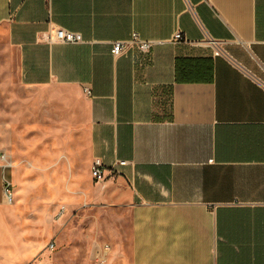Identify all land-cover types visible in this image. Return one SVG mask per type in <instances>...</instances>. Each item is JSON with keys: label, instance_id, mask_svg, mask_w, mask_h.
Returning <instances> with one entry per match:
<instances>
[{"label": "crops", "instance_id": "obj_1", "mask_svg": "<svg viewBox=\"0 0 264 264\" xmlns=\"http://www.w3.org/2000/svg\"><path fill=\"white\" fill-rule=\"evenodd\" d=\"M50 27L84 42H40ZM0 30L37 98L22 112L76 133L84 120L87 167L70 168L66 202L128 210L130 264H264V0H0ZM133 32L157 43L112 55ZM3 150L0 264H28L36 242L3 215L20 205ZM96 158L128 164L96 182Z\"/></svg>", "mask_w": 264, "mask_h": 264}, {"label": "rangeland", "instance_id": "obj_2", "mask_svg": "<svg viewBox=\"0 0 264 264\" xmlns=\"http://www.w3.org/2000/svg\"><path fill=\"white\" fill-rule=\"evenodd\" d=\"M40 94L44 97L43 92ZM27 95L19 80L17 54L0 30V146L13 153V184L20 192L16 200L20 205L3 215H7L14 235L36 242L38 252L30 263L94 264L108 245L110 254L104 264H130L128 210L66 202L70 168L81 180L87 167L84 120L78 124L77 133L68 121L56 123L49 115L37 121L36 114L27 116L21 110L24 105L37 104L35 96L26 103ZM42 97L39 101L47 100ZM65 117L67 120L68 115ZM51 242L55 243L53 251L47 248ZM15 262L27 261L22 258Z\"/></svg>", "mask_w": 264, "mask_h": 264}, {"label": "built area", "instance_id": "obj_3", "mask_svg": "<svg viewBox=\"0 0 264 264\" xmlns=\"http://www.w3.org/2000/svg\"><path fill=\"white\" fill-rule=\"evenodd\" d=\"M184 35L181 31H177L174 34L172 39L173 42H182L185 41ZM40 42L53 45V44H80L84 42V38L81 33L73 32L68 29L62 27H50L47 31L42 34L40 38ZM157 42L146 40L140 37V35L136 32H133L130 38L126 41H116L113 44L111 49V53L114 56H119L128 49L133 47L139 49L140 51L146 53L149 52L150 49L156 44ZM2 158L5 159V155H2ZM127 161H117L111 166H107L102 159L96 158L93 160L91 165V175L94 181L102 182L106 181L110 177H115L118 172L119 166L127 165ZM6 166H10V163H6ZM12 183L9 180H5V191L7 195L8 202H12ZM48 250L53 251L55 249V243L51 242L48 245ZM110 254V247L105 245L102 249L101 254L95 260L94 264H104L107 261V258ZM32 264V263H28Z\"/></svg>", "mask_w": 264, "mask_h": 264}]
</instances>
